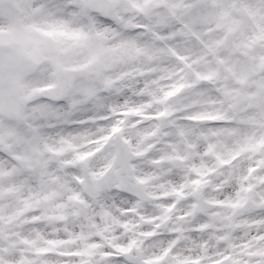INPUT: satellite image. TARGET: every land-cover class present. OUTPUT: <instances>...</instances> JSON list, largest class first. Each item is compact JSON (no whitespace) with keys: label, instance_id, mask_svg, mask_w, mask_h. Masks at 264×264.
<instances>
[{"label":"snow or ice","instance_id":"obj_1","mask_svg":"<svg viewBox=\"0 0 264 264\" xmlns=\"http://www.w3.org/2000/svg\"><path fill=\"white\" fill-rule=\"evenodd\" d=\"M0 264H264V0H0Z\"/></svg>","mask_w":264,"mask_h":264}]
</instances>
